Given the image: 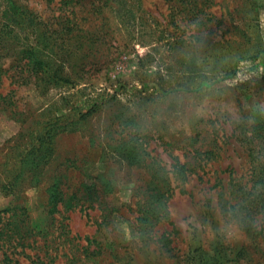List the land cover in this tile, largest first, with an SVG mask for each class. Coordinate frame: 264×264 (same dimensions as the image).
I'll use <instances>...</instances> for the list:
<instances>
[{
    "label": "rangeland",
    "instance_id": "1",
    "mask_svg": "<svg viewBox=\"0 0 264 264\" xmlns=\"http://www.w3.org/2000/svg\"><path fill=\"white\" fill-rule=\"evenodd\" d=\"M185 1L0 0V184L32 131H56L51 161L0 190L41 234L5 264H264V0ZM222 60L180 88L183 67ZM158 189L141 239L134 202Z\"/></svg>",
    "mask_w": 264,
    "mask_h": 264
},
{
    "label": "trees",
    "instance_id": "2",
    "mask_svg": "<svg viewBox=\"0 0 264 264\" xmlns=\"http://www.w3.org/2000/svg\"><path fill=\"white\" fill-rule=\"evenodd\" d=\"M127 1V0H123ZM183 1V0H182ZM184 2H186L184 0ZM128 7V14L130 15L131 19H135V8L131 5H126ZM111 12L115 16L119 10H117L114 6H111ZM181 10L184 12L186 9L182 6ZM172 11V8L171 10ZM128 15V16H129ZM184 18L181 20L183 21ZM67 23L69 24V27H66V33L65 37L67 39H73L77 35V30H73L72 26L74 24H71V18H66ZM251 29V26H249ZM83 32L82 30H80ZM84 36L83 38H85ZM221 41H216L213 47L220 46ZM85 47V48H84ZM257 46L255 44L248 45V49L245 50V54L252 53L253 55L260 53L261 50L256 48ZM34 48L27 49L26 51L19 52L23 53V59L26 60L27 65L31 66L34 70H38L42 68L45 63H43L41 60L36 58V52L34 51ZM92 48L89 45H80L77 48V53H79V61H83L79 64H72L71 70L72 73L75 75V80L79 81L81 80L80 73L85 74V71H83V68L86 67L88 63L87 57L89 56L88 53L91 52ZM226 56H229L227 54ZM246 55H238L235 58L238 57H244ZM249 57V55H248ZM212 59H217L219 62L221 60V56H215V54H211ZM232 58V57H231ZM234 58V59H235ZM230 61V64L234 61ZM195 61V60H194ZM229 61V60H228ZM208 63V61H202V63L208 64L205 69H202V67L196 65V62H193L195 65H190V67H183L181 70V80L182 83L179 85L181 89L188 90L191 89L193 86H198L199 83L193 84L194 76L200 75V74H212L214 76H218V73H224L226 75V72L231 68L230 64H226L227 61L222 60V63L219 66V63ZM44 68V67H43ZM76 68H79V70H76ZM215 70L216 73L214 72ZM218 72V73H217ZM197 74V75H196ZM60 81L63 79H60L59 76H56ZM96 104L93 103V105L89 108V110L85 113L86 115L95 113L96 112ZM84 116V115H83ZM55 124L52 123V119L49 121H46L42 123V129L37 131H32L29 135L28 141L25 142L24 146L18 147V151H20L18 154L22 157L21 162L19 163L20 167L18 168L19 171H22L23 167L30 168L32 167V171L36 172L35 170L40 169V167L44 164H47L51 161L53 157V145H54V139L56 135V131H53L52 128H54ZM121 149V148H120ZM22 165V166H21ZM13 173H9L8 176H6L3 179V183L0 184V190L2 194L5 196L9 194L11 189L13 190L15 187V184L19 181L21 177H23L27 173H19L18 170L13 166L12 168ZM180 170H183V167H181ZM15 172V173H14ZM31 174V173H30ZM35 174V173H32ZM183 174V173H182ZM10 188V189H8ZM92 187L86 188L85 191L86 194H89ZM89 190V191H88ZM94 191V189H93ZM89 192V193H88ZM92 192V191H91ZM164 193L161 192L159 189L156 190L155 193L147 196L148 199H145L143 201H140L139 199H136L134 202V206L137 210V216L134 218V228L138 231L141 239L144 237V231L145 229H150L152 227L151 223L153 220H160L161 217L160 214H162L163 211V197ZM140 207L143 208V213L140 211ZM163 215V214H162ZM147 227V228H146ZM149 233V232H147ZM164 233L160 235V240L164 238ZM35 237H41L40 233H35L34 230H32L27 222V212L25 208H19L18 206L13 208H2L0 209V251L2 252L3 261L0 262V264H5V260L12 262L13 257L12 254H16V256L22 255L26 258H31L30 253H28V250H33L32 246L34 244ZM29 240H32V243H30ZM71 240V239H70ZM159 240V239H158ZM32 245V246H31ZM16 260V259H15ZM40 263L43 264V262L38 259Z\"/></svg>",
    "mask_w": 264,
    "mask_h": 264
}]
</instances>
